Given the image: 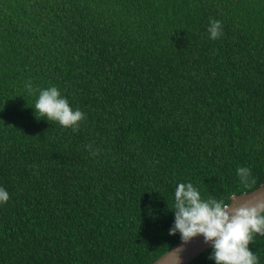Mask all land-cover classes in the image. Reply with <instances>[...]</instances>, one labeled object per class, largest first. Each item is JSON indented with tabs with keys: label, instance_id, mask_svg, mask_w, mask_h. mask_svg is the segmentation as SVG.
Listing matches in <instances>:
<instances>
[{
	"label": "trees",
	"instance_id": "16d2710c",
	"mask_svg": "<svg viewBox=\"0 0 264 264\" xmlns=\"http://www.w3.org/2000/svg\"><path fill=\"white\" fill-rule=\"evenodd\" d=\"M52 86L77 131L35 115ZM189 182L225 203L264 184V0H0V264H150Z\"/></svg>",
	"mask_w": 264,
	"mask_h": 264
},
{
	"label": "clouds",
	"instance_id": "9594fccd",
	"mask_svg": "<svg viewBox=\"0 0 264 264\" xmlns=\"http://www.w3.org/2000/svg\"><path fill=\"white\" fill-rule=\"evenodd\" d=\"M209 38L218 39L223 35V26L219 20H212L207 28ZM29 94L36 90L30 81L25 83ZM35 115L46 117L48 121L58 122L62 127L79 129L85 114L73 109L68 100L62 97L57 87L40 89L34 104ZM38 118V117H37ZM91 155H98L99 150L93 145L86 146ZM239 183L248 189L256 184L251 170L237 167ZM236 199L235 196L232 197ZM9 200L6 189L0 188V203ZM174 213V224L169 235L177 232L184 244L193 238L202 236L205 244H210L212 254L209 257L215 264H258V257L249 245L256 234L264 236V197L246 200L235 206L223 199L202 198L199 190L192 183H179L174 192V204L170 209ZM183 248L170 252L169 264H180Z\"/></svg>",
	"mask_w": 264,
	"mask_h": 264
},
{
	"label": "water",
	"instance_id": "95a60500",
	"mask_svg": "<svg viewBox=\"0 0 264 264\" xmlns=\"http://www.w3.org/2000/svg\"><path fill=\"white\" fill-rule=\"evenodd\" d=\"M235 196L236 199L233 200L232 197ZM264 197V184L258 186L257 188L249 191L243 192L240 194H232L230 196V201L228 204L235 206L238 203H241L246 200H255L257 198ZM183 248V251L180 253V264H189L195 257H197L200 253L204 252L206 249L211 247L210 244L204 243V238L202 236H198L193 238L189 243L184 244L182 240L178 241L171 248L161 254L157 259H155L150 264H169V254L171 251L177 248Z\"/></svg>",
	"mask_w": 264,
	"mask_h": 264
}]
</instances>
